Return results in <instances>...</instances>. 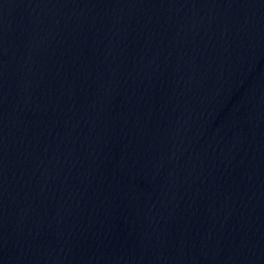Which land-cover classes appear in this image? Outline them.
Segmentation results:
<instances>
[{
    "label": "water",
    "instance_id": "1",
    "mask_svg": "<svg viewBox=\"0 0 264 264\" xmlns=\"http://www.w3.org/2000/svg\"><path fill=\"white\" fill-rule=\"evenodd\" d=\"M0 264H264V0H0Z\"/></svg>",
    "mask_w": 264,
    "mask_h": 264
}]
</instances>
